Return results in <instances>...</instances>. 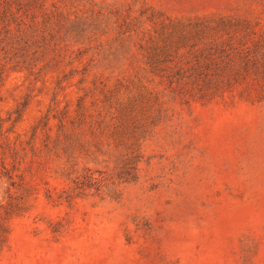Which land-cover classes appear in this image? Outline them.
Returning <instances> with one entry per match:
<instances>
[{"label": "rangeland", "instance_id": "obj_1", "mask_svg": "<svg viewBox=\"0 0 264 264\" xmlns=\"http://www.w3.org/2000/svg\"><path fill=\"white\" fill-rule=\"evenodd\" d=\"M0 68V264H264V0H0Z\"/></svg>", "mask_w": 264, "mask_h": 264}, {"label": "trees", "instance_id": "obj_2", "mask_svg": "<svg viewBox=\"0 0 264 264\" xmlns=\"http://www.w3.org/2000/svg\"><path fill=\"white\" fill-rule=\"evenodd\" d=\"M215 18L216 17L214 15H204L194 18L183 17L172 20L171 24L164 25L161 28L163 36L160 40V43H157L155 46V53L147 54V59L149 60L150 66L152 68H156V70H160L161 66L164 63H167L165 62L164 57H167L169 52H171L173 49L179 50L180 48L187 46L191 47L192 52L190 54L197 58L199 61L198 65L207 63L206 60H208V54L205 52L210 46L217 44L215 33L224 27V23L229 22L225 17H219L218 21H216ZM200 60H202V63ZM182 72L183 69L178 67L176 72L178 74H172V76L169 77H172V79L177 77L176 79L181 80L184 78ZM3 74L4 68H0V82L3 80ZM2 131L3 126L1 123L0 135ZM116 177L119 181L128 183V160L125 161L122 169L120 172H118ZM1 209H4L5 212L2 213ZM14 213V210L3 205L0 206V252L5 247L7 243V236L9 235V229L6 225V220L10 219Z\"/></svg>", "mask_w": 264, "mask_h": 264}]
</instances>
